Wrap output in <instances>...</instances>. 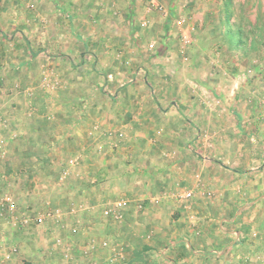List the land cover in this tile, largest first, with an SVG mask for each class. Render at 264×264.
I'll return each mask as SVG.
<instances>
[{
    "label": "rangeland",
    "instance_id": "obj_1",
    "mask_svg": "<svg viewBox=\"0 0 264 264\" xmlns=\"http://www.w3.org/2000/svg\"><path fill=\"white\" fill-rule=\"evenodd\" d=\"M105 120L123 147L131 138L137 148L153 145L166 124L180 130L190 121L194 132L181 143L190 183L136 187L162 171H131V160L111 171L92 162L78 169V145L65 151L44 138L4 158L0 140V218L44 210L49 199L60 213V198L85 194L102 200L92 205L103 219L119 221L126 197L142 212L167 190L180 198L228 194L229 206L238 202L220 228L243 233L237 248L251 245L252 204L264 198V0H0V132L73 140L77 131L107 133ZM92 181L105 183L94 189Z\"/></svg>",
    "mask_w": 264,
    "mask_h": 264
},
{
    "label": "crops",
    "instance_id": "obj_2",
    "mask_svg": "<svg viewBox=\"0 0 264 264\" xmlns=\"http://www.w3.org/2000/svg\"><path fill=\"white\" fill-rule=\"evenodd\" d=\"M165 118L166 122H170L171 118H174V121L176 117L167 115ZM27 119L23 121L27 122ZM15 122L13 126L17 125ZM104 122H107L104 124L107 133L93 131L84 132L83 135L77 131L73 140L67 137L68 133L52 136L42 131L44 136L31 133L25 141L22 134L24 131H19L18 135L11 134L10 130H3L0 132V140L5 141L4 158L10 154L21 157L26 145L37 148L44 138V142H48H45L46 144L52 146L55 143L65 151L71 145H78L76 152L82 155L75 164L78 169H84L92 162L93 168L99 163L102 171H111L118 169V161L126 165L127 160H131L128 164L132 167L131 171L138 164L144 171H162V175L157 178L147 174L142 183L136 182V187L156 185L161 188L180 182L190 183L191 161L188 160H191V156L181 147V143L188 140V134L190 135L192 130L194 132L190 121L180 125V130L169 124L163 126L164 129L162 128L160 136L154 142L155 145L153 144L155 148L152 147L151 140L148 147L137 148L139 141L129 144L131 138H125L126 145L123 147L124 140L110 131L113 128L110 120ZM21 123L22 121L18 122V125ZM135 140L139 139L136 137ZM124 148L126 151H123ZM117 154L125 155L118 159ZM83 182L88 183H80ZM92 182L94 189L105 183ZM257 182L259 183L256 181V184ZM37 186L39 184L35 181L33 191ZM157 198V203L150 198L153 208L140 212L137 205L136 210L133 209V199L126 197L125 208L122 209L124 218L119 221L103 219L101 213L92 205L94 202L100 204L102 200H96V195L91 198L85 194L76 198H60L67 202L64 207L59 208L60 214L52 211L51 207L56 206L49 205V199L44 210L19 213L16 219L11 221L0 218V264H233L235 261L242 264H264V209H261L262 206L264 208V198L252 204L251 223L254 239L253 243L245 248H237L241 244L238 241L242 239L243 233L235 230L224 231L220 228V219L226 214H231L229 210L236 206L237 199L232 200L229 206L228 194L217 197L180 198L174 191L169 190L163 192V195L159 194ZM28 199L37 201L34 197ZM169 208L171 210H168ZM240 209L243 211L246 208L239 206L237 211ZM195 212L205 214L197 217ZM39 217L42 218L41 221H38ZM26 218L27 220H24ZM222 221L227 219L223 218ZM95 232L98 235L91 237ZM236 248L239 259L233 257L232 252L236 251ZM88 249H92V252L91 257L86 259L84 254ZM66 251H69V258L56 259L54 253L62 254Z\"/></svg>",
    "mask_w": 264,
    "mask_h": 264
},
{
    "label": "built area",
    "instance_id": "obj_3",
    "mask_svg": "<svg viewBox=\"0 0 264 264\" xmlns=\"http://www.w3.org/2000/svg\"><path fill=\"white\" fill-rule=\"evenodd\" d=\"M6 198V204H7V206L8 207H10V209L11 210H13V208H14V206H15V203L13 202V200L11 199V197H9V196H7V197H5ZM110 212H111V210L110 209H106L105 210V214L106 215H108V214H110ZM56 214H60V213H56ZM24 220H27V218L26 219H24ZM42 220V218H38V221H41ZM68 255V253H66V256Z\"/></svg>",
    "mask_w": 264,
    "mask_h": 264
}]
</instances>
